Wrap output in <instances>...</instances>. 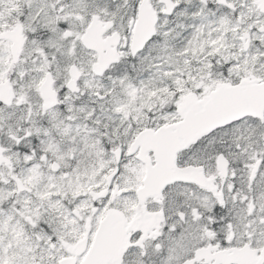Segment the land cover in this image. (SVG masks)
<instances>
[{"label":"snow or ice","instance_id":"6c2138e0","mask_svg":"<svg viewBox=\"0 0 264 264\" xmlns=\"http://www.w3.org/2000/svg\"><path fill=\"white\" fill-rule=\"evenodd\" d=\"M0 264H264V0H0Z\"/></svg>","mask_w":264,"mask_h":264}]
</instances>
